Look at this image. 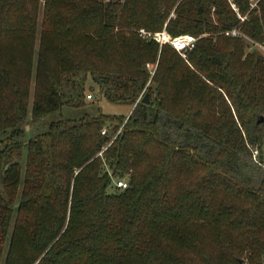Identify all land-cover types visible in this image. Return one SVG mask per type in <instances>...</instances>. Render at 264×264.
<instances>
[{"label":"trees","instance_id":"trees-1","mask_svg":"<svg viewBox=\"0 0 264 264\" xmlns=\"http://www.w3.org/2000/svg\"><path fill=\"white\" fill-rule=\"evenodd\" d=\"M252 1L0 0V264H264ZM139 30L208 36L182 60ZM87 80L129 115L92 111Z\"/></svg>","mask_w":264,"mask_h":264},{"label":"rangeland","instance_id":"rangeland-1","mask_svg":"<svg viewBox=\"0 0 264 264\" xmlns=\"http://www.w3.org/2000/svg\"><path fill=\"white\" fill-rule=\"evenodd\" d=\"M104 1H109V0H104ZM111 1H115V0H111ZM257 1L258 0H253L251 2V8H255ZM232 6H234V5L231 4V7ZM257 13H259L258 12V9H257ZM172 16L173 15L170 14V17H172ZM40 18H41V15L39 14V21H40ZM240 22H242V21H240ZM237 27L234 28V29H238ZM204 35L205 36H208V34H204ZM204 35L198 36L197 39L199 40V39L204 38ZM242 38L245 39L244 40V48H246V51H252V50H254V48H252V45H253L252 41H250L247 38H245L244 35H243ZM37 47L38 46H37V42H36V44H35V50L37 49ZM186 56H187V54H186ZM186 56L183 57V56H180L179 54H177V57L181 58L182 60H185L186 59ZM156 67H157V63L147 64L146 65V68H147V70L149 71V74H150V78L153 77V75L155 73V70H156ZM90 86H92V82L90 80H87L85 82V84H84V87H85V96H86L85 97V100H86L85 102H87V103L88 102L89 103L92 102L94 104L93 105V108H92V111H94V109L96 107H98L102 112H104L106 114H109V115L115 114V115L121 116V117H126L127 115H129V113L132 110V107L131 106H128V105L114 106L113 104L105 103L101 99H99V96L96 93H91L89 91V87ZM88 96H90V98H88ZM32 101H33V84H31V86H30V93H29V98H28V116H27V123H29V125H26L25 126V132H26L25 140L28 139V138H30L33 135V133L39 132L41 130H44V128H45V126H41V124L40 125L33 124V123L30 124V112H31V108H32ZM64 114H65V110H64ZM49 121H50V119H46V124H48ZM109 176H110V174H109ZM128 186H129V184H128Z\"/></svg>","mask_w":264,"mask_h":264},{"label":"built area","instance_id":"built-area-1","mask_svg":"<svg viewBox=\"0 0 264 264\" xmlns=\"http://www.w3.org/2000/svg\"><path fill=\"white\" fill-rule=\"evenodd\" d=\"M232 8L234 11H236L234 6H232ZM238 18L240 19V21H243L245 19V18H241L239 15H238ZM138 33L142 39L154 41L160 47L163 45L170 46L177 54L183 57H185L189 51L193 50V48L195 47L196 41H197V38L191 35H180L177 37H171L165 32V30H162L161 32H156V33H148V32H145L144 30H139ZM223 35L227 38H242L243 37V34L238 29L227 30L223 32ZM204 37H207V36L204 35ZM254 46L264 56V48L262 47V45L254 44ZM88 98H90V96H88ZM106 132L107 131L104 129L101 132V135H105ZM252 154H253V158L255 159L257 156V151L253 150ZM112 183L115 189L119 191H123L128 188V183L124 179H114Z\"/></svg>","mask_w":264,"mask_h":264},{"label":"water","instance_id":"water-1","mask_svg":"<svg viewBox=\"0 0 264 264\" xmlns=\"http://www.w3.org/2000/svg\"><path fill=\"white\" fill-rule=\"evenodd\" d=\"M141 102L144 103V104H148V103H149V98H148V95H147V94H145V95L143 96ZM262 122H263V118H262L261 116H259V117L257 118V122H256V123H257V124H260V123H262Z\"/></svg>","mask_w":264,"mask_h":264}]
</instances>
